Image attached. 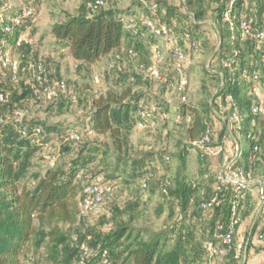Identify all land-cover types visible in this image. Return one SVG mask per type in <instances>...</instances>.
<instances>
[{
	"label": "trees",
	"instance_id": "obj_1",
	"mask_svg": "<svg viewBox=\"0 0 264 264\" xmlns=\"http://www.w3.org/2000/svg\"><path fill=\"white\" fill-rule=\"evenodd\" d=\"M156 2L145 1L148 9L146 18L151 15L149 7L155 5L159 19L170 23L175 31L177 28L173 25L174 20L189 19L186 27L180 26L182 32L178 34L183 39L185 35H189L198 42L204 35V22L212 18L218 36L214 57L232 56L233 61L230 66L220 65V70L217 71L205 69L208 77L219 76L222 84L217 88L211 102L201 105L181 102L177 115L180 119L188 117L189 143L201 156H205L202 149L193 143L207 125L212 129V107L219 103L224 104L223 97L231 94L240 116V128L237 130L245 140L244 150L236 164L245 173H249L250 165L264 162V115H255L250 111L253 103H259L257 94L252 90L254 84L257 81V84L259 82L264 87V36L254 38L246 34L241 27V21L246 20L250 24L253 34L263 31L264 0H234L228 13L229 20L225 18L229 0H183V7L186 8L184 11L168 7L164 15L159 12ZM101 7L95 12L87 8L90 14L82 13L53 24L50 30L53 44L66 49V53L74 61L81 63H94L121 47H126L128 53L129 49L133 51L132 46H148L150 39L145 37L144 23L141 28L134 23V30L129 29L124 24L128 16L116 10H100ZM27 10V15L16 9L4 10L5 18L0 24L1 56L6 47L18 48L26 43L25 20L31 18L32 6L28 5ZM11 69V63L4 66L0 62V74L10 72ZM32 70L34 81L42 86L36 79L35 66ZM243 70L246 71L245 76L242 75ZM10 79L14 80L15 76L10 74ZM245 89H250L255 99L247 96ZM5 93V87L0 81V115L1 108L7 102ZM218 97L220 102L216 100ZM74 98L70 96L47 100L44 96L50 102ZM154 119L157 116L148 111L147 101L132 95L130 89L120 95L109 92L107 95L98 96L92 101L84 120L76 124L28 123L14 128L11 123L5 124L0 116V264H23L22 255L25 249L37 250L41 247L54 255L61 253L62 264H71L73 259L80 264L81 256H84L82 264H99L104 250L111 264H117L120 257L130 260L132 264H197L202 257H208L207 244L211 239L214 223L217 220H227L231 199H236L238 209L240 207L242 197L234 196L228 187L219 193L215 189L217 183L212 191L208 190L210 187L207 184L204 198L196 201V192L201 188V183L196 186L176 180V187L172 190L167 186L169 181H164L161 191L178 201L180 212L168 230L143 232L127 223L118 222L107 230L87 228L82 232H73L74 224L79 222L81 215V189L84 185L81 184L83 177L80 172L96 161L97 157L101 160L107 158L111 149L105 144H85L84 150L72 162L65 167L48 169L38 177L33 187L27 188L20 184L34 152L55 137L61 141L67 139L70 143H76L90 133L108 135L113 153L119 155L123 152L126 134L133 124ZM36 138L38 144H34ZM255 146L259 148L258 152L253 150ZM158 155L163 163H168V155ZM120 167L122 173L119 172ZM155 169L150 157L118 156L111 178H121L126 172L134 173L140 180L146 181L154 175ZM204 177L207 175H203ZM103 180L105 182L104 177ZM215 193L223 195V202L209 209L201 208L200 203L209 201ZM82 244L91 247L93 252L84 255ZM234 256L233 252L228 257L232 259L230 263L235 260Z\"/></svg>",
	"mask_w": 264,
	"mask_h": 264
},
{
	"label": "rangeland",
	"instance_id": "obj_2",
	"mask_svg": "<svg viewBox=\"0 0 264 264\" xmlns=\"http://www.w3.org/2000/svg\"><path fill=\"white\" fill-rule=\"evenodd\" d=\"M147 0H104L100 10H116L128 17L132 23L141 27L147 16ZM158 10L165 13L168 7L184 11L183 0H156ZM91 0H0V24L5 18L4 10L16 9L26 11L32 6L31 18L25 20L26 43L18 48L6 47L1 58H6L12 64L10 72L0 74V81L6 90L7 102L1 108L0 115L3 122L11 123L14 128L21 124L67 125L76 124L84 120L89 113L92 101L100 95L109 92L120 95L127 89L134 96H140L147 101L149 112L157 119L146 123H134L125 137V147L119 155L113 153L111 139L108 135L88 134L78 142L70 143L53 138L41 145L31 157L21 185L33 187L39 176L48 169L65 167L79 152L84 150L85 144H105L111 153L103 160L88 164L80 175L81 184L97 175L105 178L108 199L98 211H86L80 204V219L74 224V231H84L87 228L107 230L118 222L129 224L136 230L143 232H158L168 230L179 212L178 201L170 198L161 191L162 183L169 181L168 188L176 187V180L190 184H202L196 192V201L204 198L206 185L212 191L218 182L219 174L225 166V160L233 156V146L228 144L229 111L225 104L214 105L210 112V125L213 129L212 147L222 146L217 156H201L199 151L189 141L187 133L188 117L177 119L178 109L184 97L186 102L197 104L212 101L217 88L221 84L219 76L208 77L205 69L220 70V58L214 57L217 49L218 36L212 18L204 22V35L198 40V46L191 48L183 45L185 50L184 73L188 84L185 90L177 87L178 75L173 70L172 52L169 46L158 41L157 38L146 34L150 41H155L160 48L158 54H152L145 44L141 48L132 46L133 53L128 54L126 47L114 49L108 55L94 63L74 61L66 49L53 44L50 33L51 26L68 17L89 13L87 4ZM29 3V4H28ZM164 15V14H163ZM173 22L177 33L182 32L189 19ZM181 22V23H180ZM181 26V27H180ZM212 57L214 59L212 60ZM223 58L230 56L222 55ZM140 62H145L150 68L156 69L162 76L161 81L154 80L147 71H141ZM40 64L51 83L61 82L72 90L74 99L50 102L44 99L42 86L34 81L33 66ZM10 74L15 79H10ZM257 99L264 104V87L254 84ZM246 95L255 99L250 89H245ZM220 102V98L216 99ZM166 112V113H161ZM161 113V115H160ZM16 119V120H15ZM234 130V129H233ZM236 134L232 132L234 137ZM236 137V136H235ZM239 147H245L242 133L237 137ZM38 144L36 138L34 144ZM162 153V154H161ZM168 155V163H163L159 155ZM150 157L155 164L154 175L146 181L140 180L134 173L124 172L118 179L111 178L112 170L116 167L117 158ZM119 172H123L121 167ZM126 173V174H125ZM264 173V162H257L249 166V180L257 184ZM207 177L203 178V175ZM210 182V183H209ZM83 189V188H82ZM81 189V190H82ZM82 192V191H81ZM82 194V193H81ZM202 201V200H201ZM46 230L48 227H44ZM115 259V258H114ZM232 261L231 258L222 260ZM61 253L57 255L41 247L25 249L22 255L23 264H62ZM215 257L204 256L197 264H211ZM71 264H77L73 259ZM117 264H132L130 260L120 257Z\"/></svg>",
	"mask_w": 264,
	"mask_h": 264
},
{
	"label": "built area",
	"instance_id": "obj_3",
	"mask_svg": "<svg viewBox=\"0 0 264 264\" xmlns=\"http://www.w3.org/2000/svg\"><path fill=\"white\" fill-rule=\"evenodd\" d=\"M234 0H229L228 2V9L226 13V19L229 20L228 13L230 12ZM104 0H93L87 4L88 9L91 12H95L100 6H102ZM150 17H147L145 20V28L148 34H151L158 41L162 42L164 45L169 46L172 52L173 58V70L178 75L177 80V87L179 91L185 90L188 84L187 77L184 73V62H185V50L183 45H189L191 48H196L198 46V42L195 39L190 38L189 35H185L184 39L181 35H179L173 28L170 23L163 22L159 19L156 13V6L151 5L149 7ZM24 15L29 14V11H23ZM132 18L129 17L124 22L125 26L129 29H133L135 24L132 23ZM241 27L246 32V34H250L254 38H262L264 36V30L253 34L251 32L250 24L246 20L241 21ZM145 37L148 38L147 34L145 33ZM149 51L152 54H158L159 51V44L155 41L148 42ZM133 51L131 49L128 50V54H132ZM233 61V57L230 56L229 58L220 57L221 65L223 66H230ZM0 62L2 65H6L8 60L6 58H1ZM141 71H147L151 78L157 81L162 80L161 74L153 68L147 66L146 63L140 62L138 65ZM36 69V79L42 85V90L44 96L47 100H52L58 97H72V91L63 83L49 82L44 69L40 64L35 66ZM246 71H242V75L245 76ZM252 90L256 93V88L253 86ZM257 94V93H256ZM0 95V99H1ZM224 104L226 109L229 111L230 118L228 122V136L227 141L236 149V153L230 157L229 160H225V166L218 177V182L216 184V192H221L225 188H229L230 191L234 194V196L242 197V194L245 190H247L250 185L252 184L253 180H249L248 176L249 173H245L242 167H238L236 162L237 159L241 156L242 151L240 150L239 144L237 142V137L239 138V128H240V116L238 112V107L233 99L231 94H226L223 97ZM181 102H185V98L183 97ZM141 103L139 107H141ZM250 111L252 114L255 115H264V104L259 101V103H253L250 106ZM144 113H142L143 115ZM177 119H180L177 115ZM234 129V130H233ZM238 129V130H237ZM232 132L235 133L236 137L232 136ZM212 129L209 125L205 128L203 132L199 135L198 139L194 141V145L201 148L203 154L205 156H217L222 151V146H215L212 147L210 145L212 141ZM76 138V136H73ZM255 152L259 151L257 146L253 149ZM255 157V156H253ZM257 184H261L264 186V173L259 178L256 179ZM82 200H81V207L86 211H97L103 204V202L108 199L107 188L104 186V180L101 175L93 176L87 180L84 184L82 189ZM223 195L219 196L218 193H215L212 198H210L207 202H201L200 207L203 209L212 208L213 205L219 204L223 202ZM81 213V212H80ZM239 224V209H238V202L236 199H231L229 205V215L226 221L217 220L214 223V226L211 231V239L207 244V253L208 257H229L230 254L234 252L235 254V245L233 236L236 231V227ZM260 241L264 244V229L261 231L259 235ZM81 249L84 255H89L93 252L91 247L82 244ZM84 256H81L79 259V263H83ZM99 264H111V262L107 258V252L104 250L101 254V260Z\"/></svg>",
	"mask_w": 264,
	"mask_h": 264
},
{
	"label": "crops",
	"instance_id": "obj_4",
	"mask_svg": "<svg viewBox=\"0 0 264 264\" xmlns=\"http://www.w3.org/2000/svg\"><path fill=\"white\" fill-rule=\"evenodd\" d=\"M263 229L264 186L251 184L240 201L239 224L234 234L235 260L229 263L227 259L222 260L225 257H215L216 261L211 264H264V244L259 239Z\"/></svg>",
	"mask_w": 264,
	"mask_h": 264
}]
</instances>
